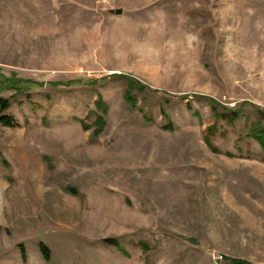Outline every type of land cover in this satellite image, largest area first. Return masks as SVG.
Here are the masks:
<instances>
[{
    "label": "rangeland",
    "instance_id": "rangeland-1",
    "mask_svg": "<svg viewBox=\"0 0 264 264\" xmlns=\"http://www.w3.org/2000/svg\"><path fill=\"white\" fill-rule=\"evenodd\" d=\"M3 78L0 264H264V0H0Z\"/></svg>",
    "mask_w": 264,
    "mask_h": 264
},
{
    "label": "trees",
    "instance_id": "trees-1",
    "mask_svg": "<svg viewBox=\"0 0 264 264\" xmlns=\"http://www.w3.org/2000/svg\"><path fill=\"white\" fill-rule=\"evenodd\" d=\"M31 84H36L34 82H31V81H25V80H21V79H16V78H3V80L0 81V92L1 91H25L29 88V86ZM71 84H74L72 82H66V83H49V85H52V86H69ZM137 82L136 81H128V85L127 87L125 88L124 90V98L127 100L130 96V93H131V90L133 88H136L137 86ZM10 107V102L8 99L0 96V126L2 127H6V128H12L16 125V122H15V119L6 114L7 110L9 109ZM227 118V116L225 117ZM97 121H96V129L92 132L94 136H97L99 135V132L102 131L103 129V126H104V122L102 120L101 117H96ZM229 119V117H228ZM82 123V126L83 128L85 129H89L88 126L86 125H83V122L80 121ZM258 133V135L255 136V138L259 141L262 149H264V132H260V131H256ZM212 135H214V129L213 128H209L207 130V137L205 139V141L210 145V142H209V137ZM212 151H215V149L212 147ZM1 156V155H0ZM2 160V163H5L4 159H1ZM103 242L106 244V245H111V246H115L116 248H118L121 252H124V250L122 249V247L119 245V243L117 242L116 239L114 238H107V239H104ZM39 248H40V252L43 256V258L45 260H48V257H49V251L48 249L40 244L39 245ZM19 249H20V257H21V261L23 264H26V261H27V257H26V253H25V250L23 248L22 245H19ZM231 264H246L242 261H238V260H232L231 261Z\"/></svg>",
    "mask_w": 264,
    "mask_h": 264
},
{
    "label": "water",
    "instance_id": "water-1",
    "mask_svg": "<svg viewBox=\"0 0 264 264\" xmlns=\"http://www.w3.org/2000/svg\"><path fill=\"white\" fill-rule=\"evenodd\" d=\"M117 14H120V10L117 11Z\"/></svg>",
    "mask_w": 264,
    "mask_h": 264
}]
</instances>
